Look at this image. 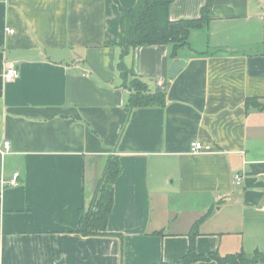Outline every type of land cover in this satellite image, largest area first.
I'll return each mask as SVG.
<instances>
[{
	"label": "crops",
	"instance_id": "crops-1",
	"mask_svg": "<svg viewBox=\"0 0 264 264\" xmlns=\"http://www.w3.org/2000/svg\"><path fill=\"white\" fill-rule=\"evenodd\" d=\"M136 2L0 0V264L175 263L190 234L200 254L263 244L264 107L246 99L264 105V0H210L175 55L129 52L133 73L166 92L164 105L129 108L115 42L119 5ZM205 2L173 0L169 18L198 17ZM193 140L212 148L191 153ZM109 155L114 235L82 237L78 211Z\"/></svg>",
	"mask_w": 264,
	"mask_h": 264
},
{
	"label": "trees",
	"instance_id": "trees-1",
	"mask_svg": "<svg viewBox=\"0 0 264 264\" xmlns=\"http://www.w3.org/2000/svg\"><path fill=\"white\" fill-rule=\"evenodd\" d=\"M115 1L117 2V0ZM172 2L173 0H137L136 4L129 8L119 5L120 31L115 44L119 47L120 52L116 67L129 91L126 102L129 108L164 105L166 92H151L146 83L125 64L124 57L138 46L157 44H170L171 53L175 55L177 49L188 44L190 30L202 26L209 19L210 0H206L201 7L198 17L177 20L169 18ZM246 104L257 108L264 107L263 104L252 98H247ZM119 172L118 157L107 156L88 207L86 209L79 208L74 233L82 237L114 235L107 231L106 224L113 205L112 184ZM194 235L190 234L186 252L175 263L159 260L151 264H189L198 260H215L218 264H253L256 259L264 264V255L258 250H254L252 256H248L243 250L224 255H219L216 251L206 254L197 253Z\"/></svg>",
	"mask_w": 264,
	"mask_h": 264
},
{
	"label": "built area",
	"instance_id": "built-area-1",
	"mask_svg": "<svg viewBox=\"0 0 264 264\" xmlns=\"http://www.w3.org/2000/svg\"><path fill=\"white\" fill-rule=\"evenodd\" d=\"M12 31H13L12 29L9 30V32H12ZM18 75H19L18 68L14 65H8L5 69L3 77L5 81H11V80L16 79ZM3 147H4V151L8 148L7 141L3 142ZM211 148L212 147L210 145L203 144L198 140L191 141L189 145V150L191 153L206 152V151H210ZM17 177H18V174L14 173L12 180L10 181L12 185L17 184ZM239 180H240V175L236 174L234 177V182L239 183Z\"/></svg>",
	"mask_w": 264,
	"mask_h": 264
},
{
	"label": "water",
	"instance_id": "water-1",
	"mask_svg": "<svg viewBox=\"0 0 264 264\" xmlns=\"http://www.w3.org/2000/svg\"><path fill=\"white\" fill-rule=\"evenodd\" d=\"M186 61L185 60H173L169 64V79L173 80L177 74L185 67ZM169 85V82L168 84Z\"/></svg>",
	"mask_w": 264,
	"mask_h": 264
},
{
	"label": "rangeland",
	"instance_id": "rangeland-1",
	"mask_svg": "<svg viewBox=\"0 0 264 264\" xmlns=\"http://www.w3.org/2000/svg\"><path fill=\"white\" fill-rule=\"evenodd\" d=\"M88 204L89 203H87V205H85L86 208L88 207ZM240 225H241V228H244L245 227V224L244 223H241ZM230 237L233 238L232 236H230ZM243 237H244V233H243ZM257 247H258V251L261 252L264 255V242H263V244L261 243V246H257ZM243 248L247 252V255L248 256H252L253 249L255 248V246L249 245L248 248H245V246L243 245ZM253 264H263V262H261L260 260H257L256 259V262L253 263Z\"/></svg>",
	"mask_w": 264,
	"mask_h": 264
}]
</instances>
